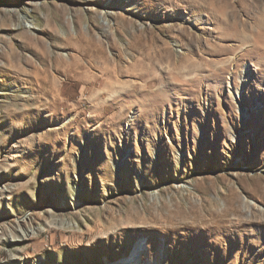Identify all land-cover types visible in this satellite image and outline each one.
I'll list each match as a JSON object with an SVG mask.
<instances>
[{"label":"rangeland","instance_id":"rangeland-1","mask_svg":"<svg viewBox=\"0 0 264 264\" xmlns=\"http://www.w3.org/2000/svg\"><path fill=\"white\" fill-rule=\"evenodd\" d=\"M0 264H264L259 0H0Z\"/></svg>","mask_w":264,"mask_h":264},{"label":"bare ground","instance_id":"bare-ground-1","mask_svg":"<svg viewBox=\"0 0 264 264\" xmlns=\"http://www.w3.org/2000/svg\"><path fill=\"white\" fill-rule=\"evenodd\" d=\"M218 1V0H217ZM259 2L262 4V14L264 15V0H259ZM221 15L222 17L220 19H222L223 23H225L226 25H228V27L231 28V30L233 32H237V23L234 21V18L232 17V13L228 12L226 10L221 11ZM238 34L240 36V39L242 42H250L251 40V33L249 31L242 33V31H238ZM197 66H191L189 68V70H195ZM36 72L39 73L40 69L37 67L35 68ZM43 71H41L42 73ZM159 256L157 257V260L159 261Z\"/></svg>","mask_w":264,"mask_h":264}]
</instances>
